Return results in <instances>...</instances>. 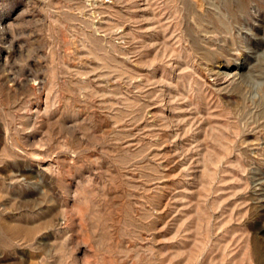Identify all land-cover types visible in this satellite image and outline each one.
<instances>
[{
    "label": "rangeland",
    "instance_id": "374dc122",
    "mask_svg": "<svg viewBox=\"0 0 264 264\" xmlns=\"http://www.w3.org/2000/svg\"><path fill=\"white\" fill-rule=\"evenodd\" d=\"M0 264H264V0H0Z\"/></svg>",
    "mask_w": 264,
    "mask_h": 264
},
{
    "label": "bare ground",
    "instance_id": "6f19581e",
    "mask_svg": "<svg viewBox=\"0 0 264 264\" xmlns=\"http://www.w3.org/2000/svg\"><path fill=\"white\" fill-rule=\"evenodd\" d=\"M216 72V71H215ZM214 75V74H213ZM237 75V74H236ZM216 85L218 86H223V85H228L227 87H229L230 84H233L236 82L237 77L235 78L234 75L230 74V73H223L221 71L216 72L215 75L213 76ZM8 78V77H7ZM243 80V79H242ZM238 82V81H237ZM225 87V86H224ZM219 88V87H218ZM226 89V87L224 88Z\"/></svg>",
    "mask_w": 264,
    "mask_h": 264
}]
</instances>
